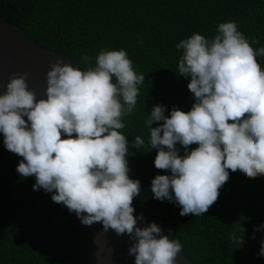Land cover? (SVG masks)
<instances>
[{
  "label": "clouds",
  "instance_id": "1",
  "mask_svg": "<svg viewBox=\"0 0 264 264\" xmlns=\"http://www.w3.org/2000/svg\"><path fill=\"white\" fill-rule=\"evenodd\" d=\"M175 47L182 50L176 73L189 79L194 103L187 112L173 107L168 115L162 104L150 109L145 126L156 150L154 167L168 173L152 178L150 192L178 205L181 216L198 217L218 199L229 170L245 178L264 176V70L256 59L264 47L254 50L234 21L219 23L211 40L193 33ZM81 60L91 65L93 57ZM94 63L81 70L57 59L45 74L40 99L28 88L27 72L12 73L0 93L4 148L23 158L16 171L34 177L33 190L50 193L82 225L100 223L105 233L127 235L134 264H176L181 243L154 222L137 226L143 215H133L141 182L129 176V148L141 150L145 140L129 142L120 130L145 76L122 48L101 49ZM261 230L264 224L253 232ZM244 236L241 227L231 240L241 248ZM258 255L264 258V239Z\"/></svg>",
  "mask_w": 264,
  "mask_h": 264
},
{
  "label": "trees",
  "instance_id": "2",
  "mask_svg": "<svg viewBox=\"0 0 264 264\" xmlns=\"http://www.w3.org/2000/svg\"><path fill=\"white\" fill-rule=\"evenodd\" d=\"M0 16L81 70L95 66L101 49L126 50L134 69L145 76L137 105L123 117L120 130L129 142L137 136L145 140L141 150L129 148V176L141 182L134 214L178 240L192 264H264L258 255L264 230L253 232L264 224V176L245 178L229 170L207 212L181 216L178 205L151 195L152 178L168 173L154 167L156 150L145 126L156 104L166 106L168 115L173 107L187 112L194 103L189 79L176 73L182 50L175 45L193 33L211 40L219 23L234 21L254 50L264 47V0H0ZM85 54L93 57L91 65L82 62ZM256 59L264 70V56ZM18 162L0 136V264H83L75 214L54 203L50 193L33 190L34 177L22 178ZM241 227L245 236L239 248L231 236Z\"/></svg>",
  "mask_w": 264,
  "mask_h": 264
},
{
  "label": "water",
  "instance_id": "3",
  "mask_svg": "<svg viewBox=\"0 0 264 264\" xmlns=\"http://www.w3.org/2000/svg\"><path fill=\"white\" fill-rule=\"evenodd\" d=\"M57 59L69 62L62 53L39 45L0 16V93H3L4 85L12 73L27 72L28 88L35 92L37 99L42 98L46 87L45 74ZM61 138H65L63 134ZM14 155L17 161L23 159ZM147 224L142 220L138 221L137 226L144 227ZM75 226L83 244V264H134V257L127 253L133 243L127 235L117 236L111 229L105 233L100 223L82 225L76 215ZM109 249L112 250L111 255ZM176 264L192 262L181 252L176 257Z\"/></svg>",
  "mask_w": 264,
  "mask_h": 264
}]
</instances>
